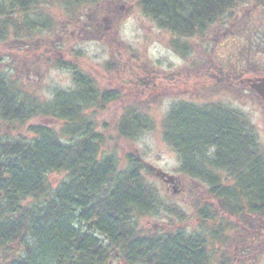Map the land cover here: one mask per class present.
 I'll use <instances>...</instances> for the list:
<instances>
[{"label": "trees", "instance_id": "obj_1", "mask_svg": "<svg viewBox=\"0 0 264 264\" xmlns=\"http://www.w3.org/2000/svg\"><path fill=\"white\" fill-rule=\"evenodd\" d=\"M112 1L0 0V44L12 35L28 38L53 30L59 15L67 17L66 24L78 25L87 11L101 13ZM244 1L137 0L144 14L174 35L169 46L183 57L192 47L191 38L208 35L210 40L211 29L230 20ZM256 3L264 7V0ZM123 48L125 60L116 55L105 70L114 81L126 77L150 86L135 72L142 67L136 52L130 45ZM249 51L263 59L250 57ZM229 55L230 69L211 68L213 86L239 96L247 90L260 98L245 80L264 74V30ZM74 60H55L58 68L69 70L72 86L55 88L46 98L29 90L13 69L0 71V264H109L111 258L125 264H212L203 234L183 228L145 232L139 227L140 219L164 208L157 184L143 173H152V168L132 155L127 166L119 168L118 156L106 149L107 138L91 111L120 94L98 88L95 78ZM149 108L147 98L126 105L117 136L134 140L153 128ZM43 116L62 121L63 127L58 131L27 125ZM17 124L27 125L26 133H6ZM162 133L179 155L178 171L206 185L202 203L193 201L199 219L212 220L218 211L233 216V229L256 230L253 246H258L257 230L264 222V148L247 113L223 102L180 100L166 112ZM60 171L66 178L54 186L49 175ZM168 209L183 216L175 205ZM13 246L19 248L18 256L9 254Z\"/></svg>", "mask_w": 264, "mask_h": 264}, {"label": "rangeland", "instance_id": "obj_2", "mask_svg": "<svg viewBox=\"0 0 264 264\" xmlns=\"http://www.w3.org/2000/svg\"><path fill=\"white\" fill-rule=\"evenodd\" d=\"M67 17L59 15L57 26L36 35L26 37L12 35L7 42L0 44V71H14L27 82L29 90L41 97H48L55 88H69L72 78L68 69L58 68V58L75 59L83 71L93 76L98 88L115 90L120 98L108 102L103 108L91 111L97 129L104 134L106 149L114 150L119 159V168L128 164V155L135 156L149 168L155 167L175 177L173 184L165 183L153 169L152 173L143 171L145 176L156 183L163 198L164 208L158 215H147L139 220V227L145 232L162 233L170 229L183 228L191 233H200L207 238L213 253L212 264H264V222L257 230L261 236L258 246H253L258 236L256 230L244 233V228L233 229V216L217 212L214 219L202 221L196 214L193 201L204 196L206 185L180 173L178 153L163 138L162 120L170 106L180 100L194 103L223 102L247 113L255 125L264 148V103L253 93L233 92L224 87H214L209 73L214 65L230 69L232 52L252 40H256L259 30H264V7L256 0H245L236 7L232 18L210 31L206 36L191 38L192 47L186 57L181 56L169 46L174 38L169 31L160 29L156 23L143 13L137 0H114L103 7L101 13L87 11L78 25L67 23ZM185 41V39H181ZM130 45L136 52L140 66L136 74L146 78L150 86L136 80L114 81L105 70L108 61L121 55L125 60L124 45ZM236 56L238 53H235ZM248 55L259 60L262 54L249 51ZM212 61V62H211ZM210 62V64H209ZM264 74L258 76L261 77ZM124 78V76H123ZM121 77V79H123ZM257 77H247L245 83ZM147 98V105L154 126L146 129L134 139L117 136L116 126L123 108ZM43 124L53 126L58 131L63 122L51 117H35L27 125ZM26 125V126H27ZM26 126L19 124L7 127V134L16 136L26 133ZM65 171L53 172L49 181L56 186L66 178ZM177 206L183 216L171 213L169 207ZM213 206L215 204L213 203ZM233 249L236 250L233 253ZM19 248H9V254L18 256ZM232 252V253H231ZM109 264H125L118 259H110Z\"/></svg>", "mask_w": 264, "mask_h": 264}, {"label": "water", "instance_id": "obj_3", "mask_svg": "<svg viewBox=\"0 0 264 264\" xmlns=\"http://www.w3.org/2000/svg\"><path fill=\"white\" fill-rule=\"evenodd\" d=\"M250 81V80H248ZM250 87L253 88L258 94L264 98V76L256 78L253 82L249 83ZM156 175L162 178L165 182L170 181L169 175L162 171H156Z\"/></svg>", "mask_w": 264, "mask_h": 264}]
</instances>
